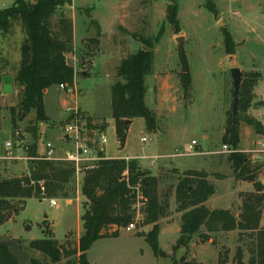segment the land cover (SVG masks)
I'll return each mask as SVG.
<instances>
[{"label": "rangeland", "instance_id": "1", "mask_svg": "<svg viewBox=\"0 0 264 264\" xmlns=\"http://www.w3.org/2000/svg\"><path fill=\"white\" fill-rule=\"evenodd\" d=\"M2 1L6 8L15 6L17 2ZM65 1L66 5L60 8L55 19L64 13L67 18L76 20V48L68 53V61L78 73L75 83L78 92L74 96L78 107L95 121L107 125L103 132L107 139L106 155L111 159L138 162L142 171L159 179V195L161 198L167 195L170 202L166 217L160 221L159 248L163 256L156 257L146 239L138 235V231L149 233L152 230L151 226H140L143 220L138 213L136 223L140 228L121 229L117 238H105L93 245L87 253L89 264H198L197 260L202 264H216V259L219 264L220 259L224 264H234L240 246L244 251V263L251 264L255 261V242L250 234L241 236L238 231L208 234L203 228L201 234L179 242L182 213L177 210L175 190L185 172H206L215 188V194L207 202L208 208L232 210L239 214L240 194L249 192L250 184L241 183L234 177L229 154L222 153L225 145L222 136L228 120L233 118L231 70L238 68L242 73L241 84L247 75L258 73L262 76L250 95H244L240 87L241 111L237 117L240 146L257 151L258 143L264 141V134H259L248 124L251 119L264 129V0H174L178 5V28L167 21V7L171 0ZM226 34L232 39V55L225 46ZM21 35L23 38L19 27L10 34L0 31L2 61L15 59ZM135 35L147 43L143 45ZM178 38L183 39L182 51ZM141 49L150 50L153 54L151 73L145 80V104L156 113L157 131H148L143 118L134 119L122 147L112 118L111 88L118 81L116 75L121 62ZM183 56L187 59L191 79V89L187 93L180 79ZM97 59L98 65L94 67L93 61ZM0 65L2 67L3 62ZM13 68L6 67L1 77L12 75ZM10 86L11 92H5L3 79L0 146L13 144L12 155L18 159L0 163V179L1 174L4 178H12L28 172L25 147L33 143L27 127L35 119L34 113L25 115L23 119L18 116L17 123L12 125L10 109L18 106L20 93L14 78ZM63 101L70 104L67 109L82 111L59 86H53L45 95L46 113L51 122L38 126L39 151L43 153L44 146L50 142L55 148L56 158L66 156L70 144L64 140V125L75 117V112H67L63 116V112L58 110ZM143 138H146L145 143ZM194 141L197 145L190 149ZM1 147L0 155L6 156ZM259 155L256 162L264 163V153ZM83 177L84 174H80L71 183L69 199H53L58 207H52L50 199L33 198L27 200L24 210L16 216L12 208H17L18 202L14 201L11 209L0 213V239L11 234L24 250L31 253V258L49 264L45 257L30 251L24 244L29 240L46 238L44 231L48 235L52 233L59 242L70 239L77 243L79 234L83 233L82 204L86 200L81 192ZM140 208L142 205L138 203L136 210ZM261 225L264 226V216Z\"/></svg>", "mask_w": 264, "mask_h": 264}, {"label": "trees", "instance_id": "2", "mask_svg": "<svg viewBox=\"0 0 264 264\" xmlns=\"http://www.w3.org/2000/svg\"><path fill=\"white\" fill-rule=\"evenodd\" d=\"M65 0H36L34 2L17 0L16 5L0 10V31L8 34L19 27L23 38L20 44V62L14 69L15 83L19 87L20 101L18 106L10 109L12 125L17 117L35 114V119L27 127L32 135L33 143L25 147L28 157V173L12 178L0 179V213L11 209L14 201L18 202L15 215L24 210L29 199H69L71 183L76 178L72 164L63 161H52L38 154V124L47 123L49 119L45 111L44 95L53 86L75 88L77 72L68 61V53L74 44L73 20L60 14V8L66 5ZM167 21L179 27L178 5L174 0L167 7ZM135 37H137L135 35ZM138 38V37H137ZM142 44L147 41L138 38ZM225 46L230 55L234 53L232 39L225 36ZM153 54L150 50H139L128 55L117 69L118 81L111 88L112 118L116 126L118 141L124 147L128 129L126 121L143 118L147 130L157 131L156 113L145 104L147 89L146 77L151 73ZM0 59V64H2ZM181 83L185 92L191 89L189 65L187 59L181 58ZM1 67V65H0ZM261 74L247 75L241 84V92L251 94L261 80ZM0 68V95H1ZM1 110V109H0ZM241 111V105L238 112ZM233 113V112H232ZM79 116L86 120L89 131L101 129L107 125L95 121L88 113L80 112ZM248 124L259 134H264L262 126L253 120ZM131 125V124H130ZM223 143L237 151L240 142L239 120L233 123L229 119L222 139ZM104 155V153H101ZM233 175L241 179L259 174L264 170V163H253L251 154L236 152L228 155ZM178 174V171H174ZM209 174L200 171L185 172L176 190L175 200L178 212L182 213L180 233L190 240L192 236L201 234L204 228L208 234L230 233L238 231L241 236L250 234L254 237L253 264H264V186L257 181L253 193H241L239 214L230 210H211L207 206L209 199L215 194V188L209 182ZM223 179L224 176L216 175ZM159 179L149 172L142 171L138 162L109 159L101 161L95 169L84 174L81 192L86 199L82 204L84 214L81 217L83 233L78 243L66 239L55 240L53 234L46 238L32 241L30 251L40 253L49 264H89L87 253L99 240L117 238L120 230L136 223L138 213L142 215L143 228L151 226L149 233L138 231V235L146 239L156 257L164 253L159 248L160 221L165 218L169 209V197L159 195ZM142 208L136 210L137 205ZM140 228L136 225V230ZM241 238V237H240ZM20 243V242H18ZM79 256L77 260H72ZM234 264L244 263V251L240 246L234 258ZM251 263V264H252ZM0 264H18L17 259L9 252L8 246L0 243ZM28 264H43L31 258ZM220 264H224L220 259Z\"/></svg>", "mask_w": 264, "mask_h": 264}, {"label": "built area", "instance_id": "3", "mask_svg": "<svg viewBox=\"0 0 264 264\" xmlns=\"http://www.w3.org/2000/svg\"><path fill=\"white\" fill-rule=\"evenodd\" d=\"M6 9L3 1L0 0V10ZM60 90L64 92L67 96L74 97L76 94L75 88H70L68 86L60 85ZM67 112L72 114L71 112H75V117L66 121L64 125L65 138L68 141L66 143L70 144V149L66 151L65 158H56L54 157L55 148L52 143L46 144L47 152L44 155L45 159L52 161H63L72 164L75 168L76 177L80 174H85L87 171L95 169L97 165L104 160H109V157L105 154V146L107 144V139L105 135L101 132V129H97L94 132L89 131L87 127V122L85 119L79 116V111L76 109H68ZM74 114V113H73ZM144 143L146 142V138L142 140ZM197 143L194 141L190 146V149L193 146H196ZM257 151H249L248 154H251V160L253 163H258L256 160L260 158L259 154L264 153V142L261 141L258 143ZM6 156L0 155V162L5 160L18 159L12 155L13 144L8 143L4 149H1ZM232 148L227 145H223L222 153L232 154L236 153ZM104 153V155H101ZM254 154V156L252 155ZM52 207H58V203L55 200H51ZM137 223L131 224L127 227L128 230H136Z\"/></svg>", "mask_w": 264, "mask_h": 264}, {"label": "crops", "instance_id": "4", "mask_svg": "<svg viewBox=\"0 0 264 264\" xmlns=\"http://www.w3.org/2000/svg\"><path fill=\"white\" fill-rule=\"evenodd\" d=\"M25 1H27V0H25ZM34 1H36V0H33V1H31V2H34ZM65 15H67V14H65ZM67 17V16H66ZM75 17H76V15H75ZM72 20H73V24H74V33H75V27H76V25H75V19L72 17L71 18ZM20 32H21V30H20ZM8 34H10V33H8ZM21 34V33H20ZM21 41H22V35H21V38H19V42H18V52H17V55H16V57H15V59L12 61V59L11 60H4L3 61V66L2 67H0L1 68V72L3 71V70H5V68L6 67H10V66H13L14 68L12 69L13 70V72H12V75H6V76H4L3 77V79L5 78V77H10L11 78V81H12V79L14 78L15 79V77H16V72H15V68L18 66V64H19V62H20V54H21V52H20V44H21ZM75 41V40H74ZM73 47L74 48H76V46L73 44ZM75 53V54H74ZM6 54H7V52H6ZM72 55H73V59H74V61L77 59V56H76V49H74L73 50V53H72ZM3 59V58H2ZM68 60H69V56H68ZM11 64H13V65H11ZM97 65H98V59H97V61L95 60V61H93V66L94 67H97ZM77 72V71H76ZM81 74H83V71H81ZM84 75V74H83ZM77 77H78V73H77V76H76V79H77ZM75 83H76V81H75ZM75 90H76V92H78V89H77V87H76V84H75ZM48 91V90H47ZM47 91L45 92V95H46V93H47ZM80 94H82V92H80ZM45 95H44V102H45ZM67 96V95H66ZM68 97V99H74L75 100V104H74V106L77 108V109H81L80 107H78V104H77V97L76 98H74V97H70V96H67ZM66 106H70V104L67 102V101H63V103H62V105H60L59 107H58V110L61 112H63L62 114H63V116H66L68 113H67V107ZM82 110V109H81ZM45 111H46V104H45ZM82 112H85V113H87L86 111H83L82 110ZM89 114V113H88ZM46 115H47V113H46ZM90 115V114H89ZM91 116V115H90ZM47 117H48V119H49V122L48 123H50L51 122V118L47 115ZM92 117V116H91ZM133 123V122H132ZM44 123H39L38 124V126H40V125H43ZM263 124V123H262ZM111 125V124H110ZM264 125V124H263ZM226 129V128H225ZM40 132V131H39ZM224 133H225V130H224ZM223 136H224V134H223ZM223 136H222V139H223ZM264 142V141H263ZM48 143H50V142H48ZM47 143V144H48ZM68 144V143H67ZM69 145V144H68ZM70 146V145H69ZM1 147V146H0ZM4 147H5V145L3 146V147H1V149H4ZM14 149V148H13ZM68 149H70V147L68 148ZM67 149V150H68ZM248 151H250L249 149H243V148H241V146L239 145V147H238V151L237 152H243V153H246V152H248ZM46 152H47V148H46V145L44 146V152L43 153H41L40 151H39V149H38V154L40 155V156H44L45 154H46ZM105 154H106V151H105ZM107 156V155H106ZM108 157V156H107ZM27 159H28V157H26ZM109 159H111L110 157H109ZM4 162V161H3ZM1 163V162H0ZM26 173H28V172H26ZM26 173H23V174H26ZM239 180V179H238ZM257 181H259L263 186H264V170L261 172V173H259V176H258V179H257ZM239 182H241V183H246V182H244V181H241V180H239ZM249 184H250V187H248V191L249 192H242V193H253L255 190H254V184L253 183H251V182H248ZM247 186H249V185H247ZM207 204V203H206ZM230 233H233V232H230ZM7 236H9L11 239H14V240H16V241H19V240H17V238H13V236H11V234H7ZM80 237H81V234H79V237H78V239H77V243L79 242V239H80ZM103 240V239H102ZM102 240H99V241H102ZM32 241H36V240H29V241H26V243L24 244L25 246L24 247H29L30 246V243L32 242ZM99 241H97L96 243H98ZM95 243V244H96ZM94 244V245H95ZM21 246H22V244H20ZM27 251V250H26ZM29 252V251H28ZM30 253V252H29ZM31 254V253H30ZM196 256H197V254L195 253V258H196ZM196 260H197V258H196ZM233 261V260H232ZM197 262H198V264H202L200 261H198L197 260ZM216 264H219V260H217L216 259V262H215ZM234 263V262H233Z\"/></svg>", "mask_w": 264, "mask_h": 264}, {"label": "water", "instance_id": "5", "mask_svg": "<svg viewBox=\"0 0 264 264\" xmlns=\"http://www.w3.org/2000/svg\"><path fill=\"white\" fill-rule=\"evenodd\" d=\"M182 41H183L182 38L177 39V43H178L181 51H182ZM231 78L233 81V88H234V100H233V107H232V112H233L232 122L234 123L238 117V114H239V112H238V107H239V103H240L239 93H240V86H241V79H242L241 71L238 68L232 69L231 70ZM4 83H5V88H4L5 92H11V90H12L11 86H10L11 78L5 77ZM130 124H131V121H126V123H125V129L126 130L130 126ZM67 140H68V137H67ZM257 176H258V174H255V175H251L248 177L241 178L239 180L244 181V182H246V181L251 182L254 184L257 182ZM230 211H232V210H230ZM0 243L8 246L10 254L17 259L18 264H28V262L30 261V258H31V254L28 251L24 250L22 248V246L20 245V243H18L16 240L11 239L9 237L0 239Z\"/></svg>", "mask_w": 264, "mask_h": 264}]
</instances>
